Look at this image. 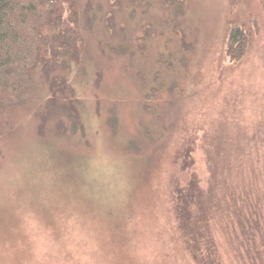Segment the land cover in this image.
I'll list each match as a JSON object with an SVG mask.
<instances>
[{"label": "rangeland", "instance_id": "374dc122", "mask_svg": "<svg viewBox=\"0 0 264 264\" xmlns=\"http://www.w3.org/2000/svg\"><path fill=\"white\" fill-rule=\"evenodd\" d=\"M76 9L78 58L37 68L29 97L0 110V264H262L233 246L228 212L207 224L217 253L197 250L177 194L224 178L222 145L227 195L264 192V0ZM234 28L247 45L233 60Z\"/></svg>", "mask_w": 264, "mask_h": 264}, {"label": "trees", "instance_id": "16d2710c", "mask_svg": "<svg viewBox=\"0 0 264 264\" xmlns=\"http://www.w3.org/2000/svg\"><path fill=\"white\" fill-rule=\"evenodd\" d=\"M78 22L76 0H0V110L29 97L37 68L50 74L68 57L78 58ZM246 38L241 28L231 30L233 60L243 54Z\"/></svg>", "mask_w": 264, "mask_h": 264}, {"label": "flooded vegetation", "instance_id": "af4514ba", "mask_svg": "<svg viewBox=\"0 0 264 264\" xmlns=\"http://www.w3.org/2000/svg\"><path fill=\"white\" fill-rule=\"evenodd\" d=\"M259 133L264 137L262 125L258 128ZM222 136H229L226 133ZM257 136V135H255ZM199 139V142H198ZM204 138L201 139L199 135L194 140V145L200 146L206 150L207 145L203 143ZM228 137L224 140L226 142ZM233 140V139H232ZM264 141V138L262 139ZM220 154L218 155L217 164H221L223 170H221L222 177H216L210 174L207 179V185H197L195 186V191L190 190L191 182H185L187 185L180 181L178 185V212L179 214L183 212L186 219L195 222V235L193 240L200 252L209 251L214 255L217 253L218 248L214 249L209 246L210 241L213 239L211 232L207 224L215 219H223L225 214L228 212V219H230V224H237L239 229L233 228L232 244L234 247H244L245 252L249 256H256L258 258H264V243L260 240L264 236V192L261 187L253 188L251 190L244 187H239L242 191H239L235 196L229 195L228 191H231L228 181L234 176L233 169H231L226 176V164L227 162H233V153L230 149L225 150L224 146L219 148ZM240 155H245L246 147L243 145L240 148ZM182 155H180L181 157ZM220 166L218 165V168ZM236 176H239L241 171H245L246 165L241 166ZM218 176V175H217ZM200 182V181H199ZM194 230V229H193ZM255 236L251 238L252 240L246 244L244 241L246 235ZM201 237V238H198ZM258 240H256L257 238ZM226 250L220 249L219 252ZM240 252H243L241 250ZM229 255V254H228ZM209 258L211 257L208 255ZM230 256V255H229ZM212 264V262H211ZM264 264V261H262Z\"/></svg>", "mask_w": 264, "mask_h": 264}]
</instances>
